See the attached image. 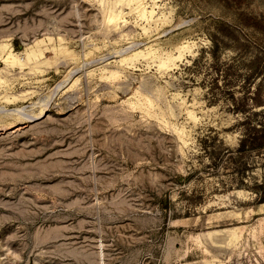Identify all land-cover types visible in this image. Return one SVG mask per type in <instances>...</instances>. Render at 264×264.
Here are the masks:
<instances>
[{
	"label": "rangeland",
	"instance_id": "obj_1",
	"mask_svg": "<svg viewBox=\"0 0 264 264\" xmlns=\"http://www.w3.org/2000/svg\"><path fill=\"white\" fill-rule=\"evenodd\" d=\"M112 1L0 0V59L27 62L0 61V264H264L263 155H236L214 83L239 48L210 38L263 51L264 0H143L117 26Z\"/></svg>",
	"mask_w": 264,
	"mask_h": 264
},
{
	"label": "trees",
	"instance_id": "obj_2",
	"mask_svg": "<svg viewBox=\"0 0 264 264\" xmlns=\"http://www.w3.org/2000/svg\"><path fill=\"white\" fill-rule=\"evenodd\" d=\"M235 3H242L244 0H232ZM213 43L212 54L217 56L218 52L227 46L225 39H230L239 48V53L233 58L232 64L228 66L227 71L221 73L218 69L215 77V86L220 89V79H226L231 85L225 90L231 97L233 103L232 111L236 114H242L244 119L239 123L243 127V135L240 139L239 147L236 150L238 157H243L247 153L258 152L263 155L264 165V50H258L251 41L243 40L236 33L235 29L223 22L217 24V29L210 34ZM237 63L239 64L237 66ZM234 67L244 68L246 72L240 74L236 72ZM234 69V70H233ZM242 78V79H241ZM240 82V83H239ZM242 83V84H241ZM240 84L243 90L242 96H236L234 92L235 85ZM261 108L260 110L254 109ZM224 150V149H223ZM225 153L233 155L230 149H226ZM220 151H212V157L218 158ZM263 184H261V187ZM261 203L264 198L260 199Z\"/></svg>",
	"mask_w": 264,
	"mask_h": 264
},
{
	"label": "bare ground",
	"instance_id": "obj_3",
	"mask_svg": "<svg viewBox=\"0 0 264 264\" xmlns=\"http://www.w3.org/2000/svg\"><path fill=\"white\" fill-rule=\"evenodd\" d=\"M143 0H114L112 1V7L109 10L108 14H107V22L110 25H115L117 26L118 24H123V23H127V19L125 18V16L122 14V11L120 10L124 5H128V6H132L133 3H136V9L140 8V5L142 4ZM157 1V0H154ZM156 5V4H155ZM134 9V8H133ZM132 10V9H131ZM124 12V11H123ZM149 13L148 10H146L145 5L141 7L140 9V15H142L143 17H147V14ZM150 13L152 14L153 11H150ZM150 15V14H149ZM146 20V19H145ZM151 23V22H150ZM42 54V53H41ZM39 56V54H35V58ZM136 56V55H135ZM33 59L32 56L28 59L31 60ZM0 61L2 62H6V64L11 61V64H19L21 66H24L27 64V62L22 61L21 58H18V56H16V54H10L8 57L0 59ZM40 62V61H39ZM44 63V62H43ZM262 205H264L262 203ZM236 230V229H235ZM238 231V230H237Z\"/></svg>",
	"mask_w": 264,
	"mask_h": 264
}]
</instances>
